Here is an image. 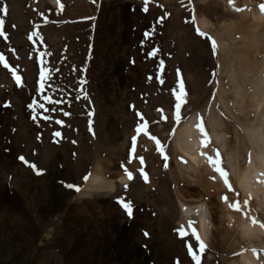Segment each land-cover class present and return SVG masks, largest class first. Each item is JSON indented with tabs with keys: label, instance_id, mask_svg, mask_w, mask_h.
I'll list each match as a JSON object with an SVG mask.
<instances>
[{
	"label": "rangeland",
	"instance_id": "rangeland-1",
	"mask_svg": "<svg viewBox=\"0 0 264 264\" xmlns=\"http://www.w3.org/2000/svg\"><path fill=\"white\" fill-rule=\"evenodd\" d=\"M60 2L0 0V264H264V192L237 184L256 112L231 107L246 65L264 85V37L250 45L264 32V0ZM187 123L210 143L193 171L180 150ZM210 123H221L219 141ZM125 169L132 179L112 191L83 187L86 175L110 181ZM52 185L64 191L54 205ZM197 199L210 211L208 242L179 203ZM249 218L253 233L239 224Z\"/></svg>",
	"mask_w": 264,
	"mask_h": 264
},
{
	"label": "bare ground",
	"instance_id": "bare-ground-1",
	"mask_svg": "<svg viewBox=\"0 0 264 264\" xmlns=\"http://www.w3.org/2000/svg\"><path fill=\"white\" fill-rule=\"evenodd\" d=\"M52 1H54V3H56L57 5L61 3L60 0H52ZM207 23H208V21L205 19L200 20V24L202 27H204ZM252 23H253V21H252ZM255 27H253V28L256 29ZM227 28H229V27H227ZM263 37H264V32L261 34L252 33V37L250 39L251 40L250 41L251 47H255L256 45H258V43L260 41L259 39L263 38ZM243 72H244L243 75H244L245 80L244 81L242 80V82L244 84L243 85L242 84L234 85L233 99L231 101V107L232 106L235 107L236 110L238 111V113H240L239 115H244V116L248 115L247 114L248 110L253 108L256 112L255 113L256 116L254 117L253 120H250L248 122L246 121L247 123L245 124L244 129L246 132V137L248 138V140L251 144V149H252L251 152L253 155L250 158L248 167L246 169H244L240 173V175L238 176L237 184H238V187L240 186V188L243 190V192L250 194V195H256V193H258L259 191L264 192V180L261 179V178H264V85L262 84V81L259 77V74L254 72V69L252 66L246 65ZM250 74H253V77H251V78L248 77V75H250ZM246 80H247V82L250 83V85L253 88V90L249 93L246 91L247 89L246 90L244 89V85L247 84ZM225 102L227 103V101H225ZM226 106H229V105L226 104ZM197 121H199V120H197ZM210 124H211V128H210L211 129V136L214 138V140L219 141L220 138L222 139V134H223L220 131L221 130V123H218L216 125H214L212 123H210ZM201 129H203V132L201 131ZM182 132L185 133L186 136L184 139H182L183 140L182 142L180 140H179V142H181L180 150L189 159V160L188 159L186 160L187 161L186 168L190 169L192 171L197 170V168L200 166V164H202V163L207 164V162H208L207 160H205V158L207 157V152L205 150V147H207V144H210V143L208 142L209 139H207V140H205L206 138L204 139V136H207L208 132H206L203 125L195 124V123H190V124L187 123V125L183 128ZM211 140H213V139H211ZM222 144H223V142H222ZM128 180H129L128 176H120V177L116 178L115 180L107 181L102 176H100V174L94 173V174L90 175L87 183L83 187H85L87 189V188L93 187L92 185H94L97 190L108 189V190L112 191L116 184H123V182H126ZM47 188H46V190H47ZM58 190H59V188L57 186L52 185L49 189V192L47 191L49 193L50 197L52 198V200H51L52 205L57 204L58 201L61 199L59 197H61L62 194H64L63 193L64 191L60 192L61 194H58L57 193ZM80 192H82V191H80ZM82 194H87V191H83ZM196 202L197 203L192 207H190L191 205H189V206L186 205V203L184 204L183 202H181V200L179 203H180V206L182 208V212L184 214V217L189 218L190 221H194V223H195V228L192 231L193 234L197 238H199L205 242H208L210 239V235L212 234V223H211L210 211L208 209V206L204 202H202L201 200L197 199ZM51 207H53V206H51ZM49 208H50V206H49ZM257 223H253V219L249 218L248 221H243V222H240L239 224L241 227H244L246 230H248V232L253 233V232H255V229L257 227ZM187 224H189V221ZM22 229L23 228H21V231H22ZM123 244H124V239H122L120 241V246L124 248ZM240 263L250 264L251 260L247 256L244 255L240 259Z\"/></svg>",
	"mask_w": 264,
	"mask_h": 264
},
{
	"label": "snow or ice",
	"instance_id": "snow-or-ice-1",
	"mask_svg": "<svg viewBox=\"0 0 264 264\" xmlns=\"http://www.w3.org/2000/svg\"><path fill=\"white\" fill-rule=\"evenodd\" d=\"M229 2L231 3V0H229ZM260 8H261L262 11H264V4L260 5ZM6 11H7V9L5 7L0 6V13H5L6 14ZM2 25H3V20H0V34H2ZM33 34L35 35L36 33H33ZM212 47H213V52L215 53V41H212ZM152 54H154V52L153 53H150V55H152ZM3 61H4V57L2 55H0V62H3ZM14 78H15L17 84L20 85L21 84V77L20 76H15ZM40 79L42 81L45 80V79H47L46 70H44V69L41 70V72H40ZM42 87H43V85L41 84V88ZM44 99L47 100L50 104H59V103H62V101H60V100H53L51 97H48V96H45ZM177 100H179V96H177ZM29 107H32V105H29ZM40 107L43 108L44 105L41 104ZM176 107L177 108H180V104L177 103ZM52 110L55 111V109H52ZM46 118H48V117H46ZM56 123L59 124V123H62V121L57 120ZM143 127H144L143 125L138 124L137 125V128H136V131L139 133L142 130ZM201 131L203 132V129H201ZM54 135L57 136V137H59L60 136V133L59 132H56V133H54ZM135 140H136V137L133 136L132 137L133 144L135 143ZM218 155L219 154L217 153V156ZM19 159L23 161L24 160V157L21 156V157H19ZM140 159H141V163H143V158H140ZM215 163L218 164L219 161L217 160ZM29 166H31L33 168L36 167L34 164H30ZM139 171L141 172V174H143V169L142 168ZM217 171H219L222 176H226V174L224 173V170L222 168H217ZM125 172H126L128 178H129V180H131L132 179V174L130 172H128L127 169H125ZM83 179L84 180H88L89 179V176L86 175ZM225 182L227 183V180H225ZM67 187L73 188L74 186L71 185V184H69V185H67ZM125 187H127V186H125ZM75 190L76 191H79L80 189L77 186L75 188ZM225 198L226 197H222V199H225ZM119 202L121 203L122 207L126 210L127 214L129 216H131L132 215V204H131V202L124 201L122 197L119 198ZM247 204H248V200H245L244 201V205L246 206ZM230 207L237 208V210H239L237 204H232V205H230ZM252 219H253V223H257V221L255 220V218H252ZM261 227H264V224H262ZM201 247H203V246L201 245Z\"/></svg>",
	"mask_w": 264,
	"mask_h": 264
}]
</instances>
